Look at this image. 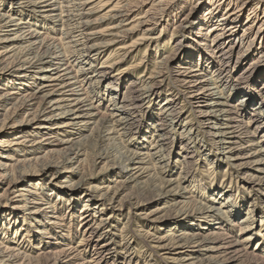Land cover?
<instances>
[{"label":"bare ground","instance_id":"bare-ground-1","mask_svg":"<svg viewBox=\"0 0 264 264\" xmlns=\"http://www.w3.org/2000/svg\"><path fill=\"white\" fill-rule=\"evenodd\" d=\"M173 1L0 0V217L5 219L0 223V264H32L42 259L43 264H103L115 240L114 235L101 240L105 221L115 215L116 207L141 205V194L152 190L158 197V206L151 211L159 214L155 218L163 220L162 215L170 211L175 219L168 224V231L152 237V251L162 249L170 255L167 258L182 264H234L241 258H254L241 241L229 239L231 229L225 230L215 217V210L228 216V210L215 207L220 199L197 202L193 194L186 197L182 180L187 174L167 180L164 174L173 167L171 170L161 161L170 155L197 158L191 147L197 148L198 155L201 151L208 156L215 147L211 156L217 162L222 149L223 158L232 157L238 165L250 166L249 177L258 183L250 181L256 188L249 187L264 191V0H180L175 14L171 11ZM105 7L106 11L97 15ZM195 10L199 11L192 16ZM180 13L186 15L178 23L185 37L162 40L168 26L177 25ZM100 21L107 23L93 30V24ZM186 28L191 29L185 32ZM134 33L138 37L127 43L126 38ZM138 40L153 46L151 51L156 54L170 41L175 42V52L161 57L158 62L164 67L154 71L155 76L141 74L128 80L121 96L120 85L126 74L113 75L112 63L102 67L97 60L103 46L118 41L110 58L115 55L116 63L123 61L134 52ZM183 43L186 49L180 50ZM106 59L108 62L109 55ZM165 68L167 71H162ZM106 95L107 105L113 108L110 113L102 111ZM159 99L163 107L152 113L149 107ZM141 114L147 116L143 127ZM95 118L89 135H83V128ZM181 121L188 132L172 150L178 138L174 132ZM137 124L139 128L132 132ZM63 132L67 135L61 138ZM133 133L139 141L130 142L127 148L124 143ZM149 133L155 135V144L144 158L138 149ZM104 141L107 147L101 150ZM166 143L170 146L165 147ZM117 147L124 148L123 157H118L119 162L124 161L118 169L124 175L116 178L113 190L103 188L93 204H88L90 196L82 200L83 210L78 212L82 213L84 229L81 241L73 247L69 242L71 230L59 218L61 202L70 201L66 199L68 192L77 195L85 182L67 185L61 179L75 173L73 162L79 167L89 159L93 163L105 160L102 168L114 173L118 166L108 159H116L112 150ZM41 148H45L43 153L37 151ZM235 149L239 151L233 154ZM9 153L13 155L9 157ZM208 165L213 167L211 161ZM48 172L54 181L48 185L51 188L46 189L43 183L36 187L39 182L32 179L33 175ZM93 172H83V176L89 178ZM145 176L147 179L140 181ZM20 182L24 183L18 188ZM129 182L134 183V197L119 198L130 188ZM100 185L94 191L103 187ZM229 190H221L217 196L228 194L230 198ZM82 191L89 189L83 187ZM96 205L101 206L100 211L108 209V216L98 221L95 217L101 214L97 215V209L89 218L87 207ZM192 205L197 207L195 213L188 211ZM11 208L15 210L13 219V213L7 214ZM251 210L250 205L246 218L253 223ZM26 222L32 225L28 227ZM201 222L207 225L200 226ZM38 235L47 243L45 248L36 255L20 250L21 243L29 246V240ZM59 236L67 240L62 238L60 243ZM84 241L91 245L88 258L80 256ZM260 260L263 262V257ZM239 264L250 263L245 260Z\"/></svg>","mask_w":264,"mask_h":264},{"label":"rangeland","instance_id":"rangeland-1","mask_svg":"<svg viewBox=\"0 0 264 264\" xmlns=\"http://www.w3.org/2000/svg\"><path fill=\"white\" fill-rule=\"evenodd\" d=\"M179 2L180 0L173 1L175 5L171 11L174 14L179 11L178 8L181 5V3L179 5ZM201 7H203V4L201 5ZM188 8H189V5H188ZM186 9H187V6L184 5L183 10H185V13L188 12V10L186 11ZM183 10H181L180 12H182ZM105 11H106V7L104 8L103 11L97 12L98 13L97 15L102 14ZM198 11L195 10L194 12L191 13V15L193 16L194 14H197ZM185 16L186 15H184L183 13H180L177 15V17H179L178 18L179 21L177 22V25L175 27H173V25H169L164 33L162 40L168 39V37H172V41H173V39L180 40L185 37L181 33L182 32L181 27L178 26V23L182 22ZM52 19L56 20L55 18H52ZM55 22L58 25L57 23L58 21H55ZM106 23L107 21L97 22L93 24L92 28L93 30H99L103 28L104 25H106ZM47 26L51 27L52 24H48ZM189 29L191 28H186L185 32L186 30L188 31ZM41 31H44V30L41 29ZM136 33L131 34L129 37H127L126 42L129 43L132 40L136 39L138 37ZM118 43L120 42L118 41L112 42V44L108 46H103L102 52L97 60V63L98 65L100 64L102 67H105L106 64L112 63L113 65L110 67V69L112 70L113 75L115 73L126 74L125 81H122V82L120 81L121 88L119 90V94L121 96L123 95V90H125L128 80L135 79L136 77L138 78L141 74L146 75V76H149V75L155 76L156 73L154 71H156L160 67L161 69L162 67H164V65L158 62L161 59V57L163 55L170 54L171 52L174 53L175 52L174 49L176 48V46L173 45L175 42L172 44L170 41L169 45L166 47L165 50H161L159 53L156 54L154 53V51H151L153 46H151L150 48V46L148 47L144 43H141V41L138 40V44L136 45V49L134 50V52L129 57L124 58L123 61L116 63L115 61L116 59L112 58L115 55L112 56L111 58L110 56L113 54V49L116 48ZM184 48H185V44L183 43V47L180 48V50H184ZM108 55H109V60L107 62L106 58L108 57ZM83 64L85 63H82L80 65H83ZM244 66H245V63H244ZM162 71H167V69L165 68ZM8 87L10 88V86ZM160 99H163V97H161ZM160 99L158 101H155V103L151 104V107H149L151 108L150 110L152 113L159 112L162 109L163 103L160 101ZM232 101L234 103L236 100L232 99ZM107 104H109V102H108V97L106 95L105 99L103 100L104 108H102V111L105 109L107 113L113 112L112 106L107 105ZM5 107H6V104L4 106H1V109H2L1 112H3ZM250 108L252 107H249V112H251ZM215 113L216 112L213 111L212 115H214ZM139 115L140 113L137 112V119H139ZM141 116H142L141 118L142 122H139V123H140V126L142 124V127H143V123L147 122V116L144 117V114H141ZM95 120L96 118L90 121L92 124L90 123L83 128V133H82L83 135H89L91 128L94 125ZM183 121H181L180 125L177 126V128L175 129V132H174L175 137H178V138L176 141H174L175 144H173L172 150H174L175 147L180 146L181 144L179 141L181 139L180 137L186 138V136H184L183 133L188 132V129H186L185 131L184 130L185 128H182ZM138 128H139V124L135 126L132 132H135ZM59 135L61 138H64L67 134L63 132ZM147 136L148 137L143 139L145 142H143L142 140V142L144 143V146L141 149H138L140 152L144 153L143 154L144 158H145V153L147 151L153 150V146L155 144V135L152 134L151 136L149 133L147 134ZM130 137L132 139L129 138V140H127L124 143L125 147L127 148H129L128 146L130 142L132 143L134 141H139L138 138H135L136 135L134 133H133V136H130ZM165 145H166L165 147H167V145L170 146L169 143H166ZM106 147H107V142L104 141L103 143H101V146L99 148L101 150L102 149L104 150ZM110 147L111 146H109V148ZM113 149L114 150L112 149L111 150L114 154V157H116V159H118V157L120 156H121L120 158L123 157V154L121 153H123L124 148L117 147L116 149L115 148ZM190 149H191L190 151L193 152V155L195 154L197 155V158L187 157L183 159V157L176 156V158L179 159V161H177L175 157L172 158L171 155H170V159L168 156L162 158L161 162H163V164H165L167 167H170L171 170L173 167V170L170 173L164 174V178L167 180L168 179L175 180L179 173L187 174V177L182 180V185L186 187V195H185L186 197L189 195L192 196L193 194L194 199L197 200V202L202 199H208L210 197L219 198L220 204L217 203L215 207H218V209H220L221 211L228 210V216L224 217L220 214V211L218 212V210H215V217L218 216L221 226L225 228V230L231 229V233H229L230 240L241 241L242 244L247 248V250L251 254L255 255L254 258L249 257V258H244V259L242 258L238 259L235 263L239 264L240 262L242 263L245 260L248 263V260H249L250 264L251 263L252 264H264V261L261 262L260 260L262 259V257L264 259V191H259V190L252 189L249 187V185L253 186L250 184L251 182L258 183V182H255L254 180H251L249 177L248 170H250L251 167L249 166L250 168L249 167L246 168L244 166L238 165L237 164L238 160H232L231 159L232 157L230 159L223 158L224 152H222L223 151L222 149L220 150L221 152L220 159L217 162L215 158L211 156L214 153V151H216L215 147L209 152L211 155H208V156L202 155L201 151H199V155H198L197 148L195 147H191ZM44 150L45 148H41V149H38L37 151L43 153ZM238 151H239L238 149H235L233 154H236ZM12 155L13 153H9V157H11ZM83 158L84 156L81 157V159ZM120 158L116 162H114L116 159L115 160L113 158L108 159L110 164L116 163L115 166H118L116 169L117 171H115L114 173L104 170L106 168H102L105 160H103L102 162L93 163V161L89 159V160H83L82 163H80L79 167H78V162H73L71 166L73 167V169L76 170L75 173H73L69 178L61 179L63 181H66L67 185L70 184L71 182H78L79 185L85 182L84 185H82L81 189L76 193L77 195L71 194L72 191L68 192L66 199L70 198V201L63 200L61 202V212H60L59 218L61 217L60 219H62V222L66 223L67 226H69V229L71 230L70 232L71 237H70L69 242L73 247L76 246V244L79 243V241H81L80 237H82L81 236L82 229H84V226L81 220L83 219V217H81L82 213L78 212L80 210L81 211L83 210V208H81L83 206L82 200L86 198L85 196H90L91 201H88V204H93V202L94 201L96 202V199L100 197L99 194H100V191L103 190V188L106 189V187L109 186V189L113 190L112 187L115 185L116 178H118V176L124 175L120 170H118L121 168L119 164H122L124 162V161L119 162V160H121ZM6 159L8 161L9 158H5V160ZM174 160H175V163H174ZM210 161L213 163V167L211 168L208 165ZM183 166L186 167L187 171H184L185 169L182 168ZM83 172L85 174L93 172V174H91L93 176L88 178L87 175L83 176L84 174ZM149 173L150 171L144 175H148ZM34 177L37 178L39 182L36 185V187L40 186V184L43 183L44 185H47L46 189H48V188H51L48 185L54 182L51 172H48L47 174H45V176L44 175L38 176L34 174L32 179H34ZM82 177H85V178L82 179ZM146 179H147V176L141 178L140 181H145ZM23 183L24 182H20L18 185V188L21 187ZM97 185H100V187L103 186L102 188H98L97 190L98 192L94 191L95 189L94 187ZM129 186H130L129 189H125L122 191V194L119 195V198L123 197L124 200H127V199L130 200L132 199V197H134L135 195V192L133 189L134 183L129 182ZM83 187H87L89 191L83 192L82 191ZM68 189H71V188L68 187ZM225 189H230L229 190L231 194L230 198L228 194L226 196L224 195L217 196V192H219L218 194H220L222 191H225ZM57 191L59 192V190ZM130 192H133V194L131 195L128 194ZM156 193H157L156 190L145 191L140 196L141 205H131L127 203L124 206L122 205L120 209L119 207H116L117 212L115 213V215L111 217V220L108 219L107 221H105L107 222V225L102 227L101 234L104 238H102L101 240L109 238L110 235H114L115 240L113 241L114 246H113V249H111L112 252L111 254L107 255L103 264H174V263L182 264L180 262H174V260L171 258H167V257H170V255H165L166 253H164L162 249H157L154 252L150 248L152 246V242H151L152 237L153 238L159 237L160 235L164 233V231H168V229L170 228L168 224H171L175 221V219L173 220V218H171L173 217L174 212H170V211L168 212L165 211L166 214L162 215L163 220L159 221L158 219L155 218L159 214H154L151 211L154 210L158 206L157 204L158 197L157 196L155 197ZM14 194H16V192ZM250 205L252 206L251 215L255 217L253 223H251L250 218L249 219L246 218V216L249 215L248 210H249ZM235 206L238 208L237 211L234 210V208H236ZM100 207L101 206L99 205H96V208L87 207L88 208L87 212L90 215L89 218H92L93 213L95 214L97 213L96 211L97 209H99L98 211H100ZM8 208H10V206H8ZM190 208L188 209V211L193 210V213L197 211V207H194L193 205ZM101 210L102 211H100L97 214V215L101 214V216L95 217L98 221L100 220L99 218L108 216V212H109L108 209L103 208ZM11 213H13V215H11L10 218L13 219V216L15 213L14 208L9 209V211L7 212V214H11ZM193 213L192 215L194 216ZM192 215L188 216L187 219L185 220H188V218L192 217ZM242 219L244 220L240 221ZM0 220H1L0 223L2 222L5 223V219L3 216L0 217ZM34 221H35V216L32 218L31 223ZM26 223L29 225L28 227L32 225L31 223H28V222ZM90 223H91V220L89 221V224ZM87 225L88 224H86V226ZM124 225L125 227H123ZM199 225L205 226L207 224H205L204 222H201ZM249 225H252L251 229L247 228ZM65 229H68V228L66 227ZM200 231L203 232L204 228H201ZM10 234H12L11 231H10ZM62 238L63 240H67L64 237H61V239L59 238L57 239V241L61 243ZM13 241H16L17 243H19L18 240H13ZM30 241L31 243L29 244V246H26L28 244L27 242H24L25 243L24 246H23V243H21L18 246L21 248L20 250L22 251L25 250L26 253L30 252L31 255H36L38 251H41L42 247L45 248L47 246V243H45L43 239L39 237V235L37 236V238L36 237L31 238L29 242ZM122 241H125V242L123 243ZM86 245H87L86 241H84V244L82 245V247L83 248L85 247V249L81 250V253H80V256L83 258H88L92 254L91 245L90 244L87 246ZM35 247H38V248H35ZM77 247H80V246H77ZM257 257L259 261L257 260ZM253 259H256V260H253ZM43 262L44 260L42 259L39 262L32 261V264H43Z\"/></svg>","mask_w":264,"mask_h":264}]
</instances>
